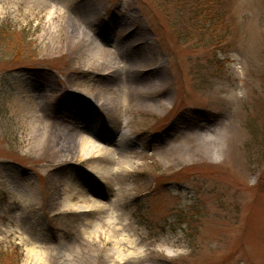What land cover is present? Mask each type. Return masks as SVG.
I'll use <instances>...</instances> for the list:
<instances>
[{"label": "rangeland", "instance_id": "1", "mask_svg": "<svg viewBox=\"0 0 264 264\" xmlns=\"http://www.w3.org/2000/svg\"><path fill=\"white\" fill-rule=\"evenodd\" d=\"M0 264H264V0H0Z\"/></svg>", "mask_w": 264, "mask_h": 264}, {"label": "bare ground", "instance_id": "2", "mask_svg": "<svg viewBox=\"0 0 264 264\" xmlns=\"http://www.w3.org/2000/svg\"><path fill=\"white\" fill-rule=\"evenodd\" d=\"M123 93L126 94V90H123ZM102 104L106 105L107 103L103 101ZM15 111H13V115L18 114V112ZM22 111L23 110H20V112ZM117 137L121 138V141L125 140V135L123 134L122 135L119 134L117 135ZM77 143L80 147V154L82 156H92L94 160H97L96 164L93 165V167H90L89 171H86L85 174L86 176L92 175L94 177H99L104 179L116 170V169H109L104 165V162L106 160L115 161L118 156L116 150H114L113 148L114 147L113 145L105 144L101 139H99V137L96 134H94V132H91L88 128L84 134L79 135V140ZM21 181L24 182L22 177H21ZM101 205L102 204H100L99 201L93 198L92 206H88V207L81 206V207H83L84 209L83 211L90 212L92 211L93 208L99 207ZM136 257L137 256L134 255L128 258H136ZM121 259L123 260L124 257L123 258L121 257Z\"/></svg>", "mask_w": 264, "mask_h": 264}]
</instances>
